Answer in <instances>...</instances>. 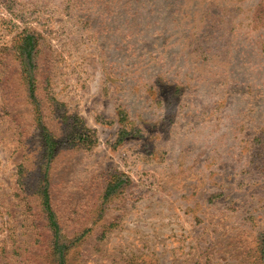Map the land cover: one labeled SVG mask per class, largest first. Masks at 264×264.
<instances>
[{"label":"rangeland","instance_id":"1","mask_svg":"<svg viewBox=\"0 0 264 264\" xmlns=\"http://www.w3.org/2000/svg\"><path fill=\"white\" fill-rule=\"evenodd\" d=\"M0 264H264V0H0Z\"/></svg>","mask_w":264,"mask_h":264},{"label":"trees","instance_id":"2","mask_svg":"<svg viewBox=\"0 0 264 264\" xmlns=\"http://www.w3.org/2000/svg\"><path fill=\"white\" fill-rule=\"evenodd\" d=\"M30 60V57H28ZM34 80V79H33ZM33 81L30 82V84L32 85ZM32 92H30L31 94ZM51 153V148L50 151ZM45 179L43 180L44 182V186H43V190H42V195H41V204L43 209L45 210V216L47 218V220L49 221V225L52 227V225H54L53 223V211H52V207L50 204V193H49V189H48V185H47V167L45 166Z\"/></svg>","mask_w":264,"mask_h":264}]
</instances>
